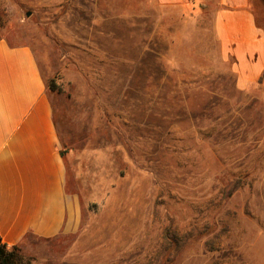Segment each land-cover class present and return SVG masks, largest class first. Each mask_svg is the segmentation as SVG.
<instances>
[{
    "label": "rangeland",
    "instance_id": "1",
    "mask_svg": "<svg viewBox=\"0 0 264 264\" xmlns=\"http://www.w3.org/2000/svg\"><path fill=\"white\" fill-rule=\"evenodd\" d=\"M180 9L0 0V39L56 87L78 211L73 232L20 243L26 264H264V72L240 86L212 12Z\"/></svg>",
    "mask_w": 264,
    "mask_h": 264
},
{
    "label": "crops",
    "instance_id": "2",
    "mask_svg": "<svg viewBox=\"0 0 264 264\" xmlns=\"http://www.w3.org/2000/svg\"><path fill=\"white\" fill-rule=\"evenodd\" d=\"M148 1L177 13L210 10L220 44L236 57L240 86L264 72V30L249 0ZM77 227L46 80L28 45L0 39V238L14 245L26 234L52 238Z\"/></svg>",
    "mask_w": 264,
    "mask_h": 264
},
{
    "label": "trees",
    "instance_id": "3",
    "mask_svg": "<svg viewBox=\"0 0 264 264\" xmlns=\"http://www.w3.org/2000/svg\"><path fill=\"white\" fill-rule=\"evenodd\" d=\"M48 88L50 89V91H54L56 89V87L51 82L48 84ZM239 183L240 181L237 180V182L232 186V188L229 190L228 193L229 194L232 193L238 187ZM28 235H31V234H26L24 239ZM20 243L14 244V245H7L0 238V264H26L27 263L26 257L23 255L21 251Z\"/></svg>",
    "mask_w": 264,
    "mask_h": 264
},
{
    "label": "water",
    "instance_id": "4",
    "mask_svg": "<svg viewBox=\"0 0 264 264\" xmlns=\"http://www.w3.org/2000/svg\"><path fill=\"white\" fill-rule=\"evenodd\" d=\"M27 15H29V12L27 13Z\"/></svg>",
    "mask_w": 264,
    "mask_h": 264
}]
</instances>
